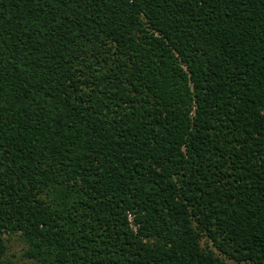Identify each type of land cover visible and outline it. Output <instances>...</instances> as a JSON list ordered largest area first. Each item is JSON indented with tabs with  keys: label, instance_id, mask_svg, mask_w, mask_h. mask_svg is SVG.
Segmentation results:
<instances>
[{
	"label": "trees",
	"instance_id": "trees-1",
	"mask_svg": "<svg viewBox=\"0 0 264 264\" xmlns=\"http://www.w3.org/2000/svg\"><path fill=\"white\" fill-rule=\"evenodd\" d=\"M18 233L41 264H264V0H0V264Z\"/></svg>",
	"mask_w": 264,
	"mask_h": 264
},
{
	"label": "rangeland",
	"instance_id": "rangeland-1",
	"mask_svg": "<svg viewBox=\"0 0 264 264\" xmlns=\"http://www.w3.org/2000/svg\"><path fill=\"white\" fill-rule=\"evenodd\" d=\"M7 237V235H6ZM206 239H203V244L206 245ZM7 259L12 262V264H41L34 259H30L25 256V251L28 247L27 242L21 235L13 234L7 237Z\"/></svg>",
	"mask_w": 264,
	"mask_h": 264
}]
</instances>
